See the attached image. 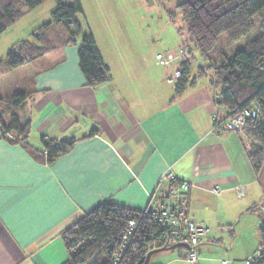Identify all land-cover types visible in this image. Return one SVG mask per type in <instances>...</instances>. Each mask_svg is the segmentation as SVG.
Returning a JSON list of instances; mask_svg holds the SVG:
<instances>
[{
	"label": "crops",
	"instance_id": "1",
	"mask_svg": "<svg viewBox=\"0 0 264 264\" xmlns=\"http://www.w3.org/2000/svg\"><path fill=\"white\" fill-rule=\"evenodd\" d=\"M86 25L107 81L84 85L77 45L70 43L19 66H31L28 85L16 92L25 99L14 109L29 133L24 142L0 138V264L63 263L64 227L104 201L158 209L164 201L158 178L166 170L191 183L187 215L208 227L196 264H244L255 239L242 226L254 218L258 228L264 161L255 173L245 136L212 131V114L225 110L216 105L209 73L197 76L193 64L194 84L176 92L155 59L159 51L152 56L151 48L125 45L117 35L99 42L98 31ZM22 40L28 39L10 47ZM179 40L161 48L174 52ZM41 135L72 145L45 163L37 157ZM162 251L169 254L158 264L188 263L184 247Z\"/></svg>",
	"mask_w": 264,
	"mask_h": 264
},
{
	"label": "trees",
	"instance_id": "2",
	"mask_svg": "<svg viewBox=\"0 0 264 264\" xmlns=\"http://www.w3.org/2000/svg\"><path fill=\"white\" fill-rule=\"evenodd\" d=\"M53 2V23H43L32 31L35 42L22 40L13 44L0 65L11 70L70 43L77 45V62L84 85L94 88L107 81L108 68L87 28L80 1ZM39 4L40 0H0V34ZM176 7L185 25L186 35L183 40L180 38V44L187 50L188 59L178 63L180 76L174 82L175 90L181 92L194 84V78L189 81L194 64L197 76L209 73L216 105L225 110L219 118L255 103L258 116L246 118L242 133L248 142L247 157L254 172L258 173L264 161V17H255L264 11V0H181ZM54 24L64 28V35L52 37ZM176 30L179 33V28ZM254 31V37L233 55H222L218 63L213 60L220 35H225L228 43H234ZM195 51L204 64L195 60ZM25 96L23 92L0 95V138L26 140L29 123H22L14 112ZM4 113L7 114L5 119ZM40 141L46 154L42 151L37 157L45 163L53 162L72 145L71 141L45 135L40 136ZM129 220L135 222L130 233ZM258 220L259 245L247 264H264V209ZM60 237L66 251V259L61 264H143L152 250L184 245L150 211L124 207L112 201H104L76 218L61 230Z\"/></svg>",
	"mask_w": 264,
	"mask_h": 264
},
{
	"label": "rangeland",
	"instance_id": "3",
	"mask_svg": "<svg viewBox=\"0 0 264 264\" xmlns=\"http://www.w3.org/2000/svg\"><path fill=\"white\" fill-rule=\"evenodd\" d=\"M79 1L82 7L83 18L92 24L95 31L99 32H97L99 42L102 39L104 43H107L108 40L106 36L110 38L113 35H117L120 38V43L129 46H146L147 48H151L152 56H154L156 51H159L160 53H167L166 50L161 47L162 45L171 43L173 37L174 39H178L179 37L182 40L185 38V25L181 19V13L176 7L181 0ZM65 2L71 3L72 0H65ZM53 7V0H40V4L38 6L28 11V13L2 32L0 34V60L5 59L6 53L13 41L21 37L33 40L34 37L30 33L34 29H37L46 22L53 23V19L51 17ZM262 17H264V11L257 15L255 19ZM98 21H101L100 25L97 24ZM101 24L104 27L101 28ZM177 28H179V33L176 30ZM51 29L55 32L52 37L62 36L65 33L64 28L59 24H54ZM56 33L58 34L55 35ZM255 33L256 31L243 36L234 43H228L226 36L223 34L220 35L213 50V60L218 63V61L221 60L222 55H233L237 50L244 46L248 39L254 37ZM180 43L181 42L177 44L176 50L181 45ZM193 54L195 55V60L198 63L204 64L203 60H201L196 51L193 52ZM30 68V65H25L23 67H17L16 69L6 70L4 65L1 64L0 95L2 94L6 96L7 94H13L17 91H21L25 85L27 86L29 81L28 77L31 74ZM207 74H205V76L209 75ZM3 119H5V117H3ZM245 146H248V142ZM247 220L248 221L243 224L242 228L243 231L250 233L249 236L251 238L255 239L253 245L255 249L254 252H256L259 245L258 228L256 226L257 222L254 218ZM167 252L169 251H158L152 253L148 264L162 263V261H165L166 256L169 254ZM249 257L251 256H248L247 258Z\"/></svg>",
	"mask_w": 264,
	"mask_h": 264
},
{
	"label": "built area",
	"instance_id": "4",
	"mask_svg": "<svg viewBox=\"0 0 264 264\" xmlns=\"http://www.w3.org/2000/svg\"><path fill=\"white\" fill-rule=\"evenodd\" d=\"M155 59L158 64L166 69L165 81L174 83L180 76V70L177 67L178 63L188 59L187 50L180 45L174 52L155 54ZM216 97V95H215ZM215 99V98H214ZM258 106L255 103L242 106L238 112L226 114L219 118L216 112L212 114V131L223 132L232 131L240 133L242 137V127L246 118L258 116ZM43 154H46L43 151ZM158 186L163 190V204L158 209H144L151 212V215L163 226L167 227L174 235L175 239L187 247L184 252V259L189 264H196L199 259L197 246L201 240L207 235L208 227L203 222L196 221L187 215L189 207V189L191 183L176 177L172 171L166 170L158 178ZM242 186L237 185L235 192L237 196L242 195ZM212 191L217 192V188H212ZM143 210V211H144ZM135 225L134 220H129L127 224L128 233L132 231ZM124 239L127 235L123 236ZM225 263L226 261H222ZM251 257L245 260V263H250Z\"/></svg>",
	"mask_w": 264,
	"mask_h": 264
},
{
	"label": "water",
	"instance_id": "5",
	"mask_svg": "<svg viewBox=\"0 0 264 264\" xmlns=\"http://www.w3.org/2000/svg\"><path fill=\"white\" fill-rule=\"evenodd\" d=\"M176 246H178V245L171 246L170 248L172 249V248H175ZM179 246H181V247H185V248L187 247L185 244H184V245H179ZM170 248H169V249H170ZM162 250H165V248L155 249V250L150 251V252L146 255V257H145V261H144L143 264H148L149 258H150V256L152 255V253H154V252H158V251H162Z\"/></svg>",
	"mask_w": 264,
	"mask_h": 264
}]
</instances>
